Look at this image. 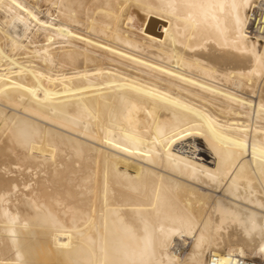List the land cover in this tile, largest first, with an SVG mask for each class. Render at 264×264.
<instances>
[{
    "label": "bare ground",
    "instance_id": "obj_1",
    "mask_svg": "<svg viewBox=\"0 0 264 264\" xmlns=\"http://www.w3.org/2000/svg\"><path fill=\"white\" fill-rule=\"evenodd\" d=\"M256 9L264 0H0V41L21 56L0 49V264L264 255ZM247 260L264 264H235Z\"/></svg>",
    "mask_w": 264,
    "mask_h": 264
},
{
    "label": "rangeland",
    "instance_id": "obj_2",
    "mask_svg": "<svg viewBox=\"0 0 264 264\" xmlns=\"http://www.w3.org/2000/svg\"><path fill=\"white\" fill-rule=\"evenodd\" d=\"M32 2V1H31ZM30 3L33 4V2ZM35 4H33L34 6ZM37 6V5H36ZM39 9L43 12H45L46 6L44 4H41ZM41 14L40 16L43 18L44 15ZM4 15L0 13V21L3 22ZM44 19V18H43ZM3 20V21H2ZM155 30H161L159 26L154 27ZM46 42H43L45 44ZM0 49H1V55L4 57L5 60L9 61H15V59L20 58L21 56H14V54L10 51L8 46L4 45V41H0ZM4 60V61H5ZM189 244L190 240L186 242L184 245L180 246V252L183 251L184 253L189 251ZM181 252L182 254H184ZM248 254L252 258L262 259L264 261V255H259L258 253L248 251ZM248 257H241L236 251L230 250V249H224L217 252L211 251L207 255L208 264H235L237 258H249Z\"/></svg>",
    "mask_w": 264,
    "mask_h": 264
},
{
    "label": "built area",
    "instance_id": "obj_3",
    "mask_svg": "<svg viewBox=\"0 0 264 264\" xmlns=\"http://www.w3.org/2000/svg\"><path fill=\"white\" fill-rule=\"evenodd\" d=\"M247 32L253 38L257 37L260 41L264 42V17L257 9L251 12L250 24ZM247 262L248 264H252L250 260H247Z\"/></svg>",
    "mask_w": 264,
    "mask_h": 264
}]
</instances>
